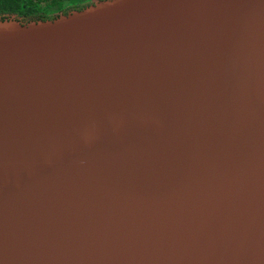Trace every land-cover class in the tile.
<instances>
[{
  "label": "water",
  "instance_id": "95a60500",
  "mask_svg": "<svg viewBox=\"0 0 264 264\" xmlns=\"http://www.w3.org/2000/svg\"><path fill=\"white\" fill-rule=\"evenodd\" d=\"M0 264H264V0L0 16Z\"/></svg>",
  "mask_w": 264,
  "mask_h": 264
},
{
  "label": "trees",
  "instance_id": "16d2710c",
  "mask_svg": "<svg viewBox=\"0 0 264 264\" xmlns=\"http://www.w3.org/2000/svg\"><path fill=\"white\" fill-rule=\"evenodd\" d=\"M90 0H0V16L17 15L23 20H46Z\"/></svg>",
  "mask_w": 264,
  "mask_h": 264
}]
</instances>
